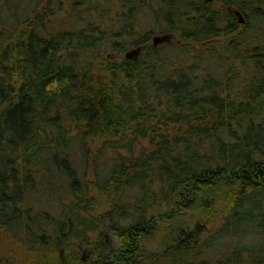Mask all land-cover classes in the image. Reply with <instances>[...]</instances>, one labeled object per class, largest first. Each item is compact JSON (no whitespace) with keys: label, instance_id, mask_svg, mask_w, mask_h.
Listing matches in <instances>:
<instances>
[{"label":"trees","instance_id":"16d2710c","mask_svg":"<svg viewBox=\"0 0 264 264\" xmlns=\"http://www.w3.org/2000/svg\"><path fill=\"white\" fill-rule=\"evenodd\" d=\"M0 230L42 264L89 232V264H264V0H0Z\"/></svg>","mask_w":264,"mask_h":264},{"label":"rangeland","instance_id":"374dc122","mask_svg":"<svg viewBox=\"0 0 264 264\" xmlns=\"http://www.w3.org/2000/svg\"><path fill=\"white\" fill-rule=\"evenodd\" d=\"M242 15V14H241ZM238 21V18H237ZM239 22V21H238ZM240 24L243 22H239ZM242 25L238 28L241 29ZM159 35V34H156ZM176 36L171 38V41H176ZM153 41L152 39L150 40ZM166 41H161L156 43L155 45H164ZM170 41V42H171ZM138 48V46H129L126 47V50H117L112 48L105 49L101 54L97 55V61L95 62L94 73L97 75L105 76L104 72L101 70V61L104 59L112 62H121L125 57H129L127 55L128 52ZM145 45H140L138 51L136 52L135 56L141 55L144 52ZM132 56V55H131ZM241 72H244L241 70ZM242 74V73H241ZM141 145H145V141L140 142L134 146V150L136 152L139 151ZM92 176V175H91ZM90 176V177H91ZM92 178V177H91ZM93 180V179H92ZM90 188L92 191L93 196L96 198L94 211L96 214L103 213L108 210L109 204L108 199L104 195H102L94 186L92 181ZM191 215V213H186V216ZM180 216V215H179ZM178 217V214L175 215ZM184 219V217L180 216L178 219ZM169 220H164L162 227L158 228L157 231L151 232L144 240V246L146 250L151 252L152 254H158L162 251V242L165 240V235H170L171 230L166 229L168 227ZM166 227V228H165ZM99 232L104 235V238L108 242L111 248H115L117 246V238L114 235L113 231L108 227V224L105 223L104 225L99 227ZM97 233L89 232V240L80 242L81 246V255L82 260L85 264H89L91 260L95 259L97 254L100 252V248L97 247ZM47 251L42 250H29L26 251L25 247L22 246L17 240L11 238L9 234L5 233L4 231L0 230V264H42L44 261V257L46 256Z\"/></svg>","mask_w":264,"mask_h":264},{"label":"water","instance_id":"95a60500","mask_svg":"<svg viewBox=\"0 0 264 264\" xmlns=\"http://www.w3.org/2000/svg\"><path fill=\"white\" fill-rule=\"evenodd\" d=\"M205 1H211V0H205ZM234 14L237 16L238 18V21L239 22H244V18L243 16L241 15L240 11H238L237 9H232ZM152 40H153V43L156 44L158 42H161V41H166L168 40V35L166 34H159V35H154L152 37ZM139 47L138 48H135L134 50H131L130 52L127 53V55H133L135 54L137 51H138Z\"/></svg>","mask_w":264,"mask_h":264}]
</instances>
